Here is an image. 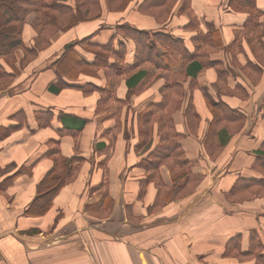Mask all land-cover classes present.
<instances>
[{
  "label": "crops",
  "instance_id": "obj_1",
  "mask_svg": "<svg viewBox=\"0 0 264 264\" xmlns=\"http://www.w3.org/2000/svg\"><path fill=\"white\" fill-rule=\"evenodd\" d=\"M144 1L130 0L123 9L110 10L101 0L99 17L56 32L26 66L3 62L12 79L0 91V264L256 263L247 250L253 229L264 244V197L234 201L226 193L238 175L263 176L250 165L264 142V68L254 82L233 64L227 45L240 41L244 54L254 60L248 42L260 34L264 40V0H255L262 15L247 26V13L230 11L226 0H188L189 11H181L184 0H177L161 23L139 9ZM27 19L24 39L31 40L36 32L32 15ZM124 24L146 30L150 39L155 31L177 38L189 55L197 52L196 34L213 24L223 47L207 60L230 66L235 76L228 85L237 90L239 84L242 94L219 93L213 66L196 71L191 66L196 59H185L180 50H166L158 41L156 51L146 48L137 62L135 39L117 30ZM85 38L91 44L111 43L107 66L53 64L70 47L75 56L92 60V47L80 45ZM244 54L235 50L240 64L246 61ZM22 55L16 50L17 60ZM154 58L171 61L170 66L156 65ZM180 72L185 74L184 97L172 117L183 135L179 142L192 180L189 191L180 188L159 205L162 194L145 171L158 136L154 133L135 151L137 114L160 102L169 75ZM58 77L71 85L48 90ZM193 81L191 101L200 119L191 131L184 108ZM219 99L242 110L245 124L236 133L221 129L223 149L211 159L204 142L213 117L210 105ZM60 113L69 115L64 119L86 120L76 136L63 128ZM54 141L62 155L80 158L74 162L79 168L42 213L45 204L30 205L52 166L47 151ZM159 174L171 186L166 165L159 167Z\"/></svg>",
  "mask_w": 264,
  "mask_h": 264
},
{
  "label": "trees",
  "instance_id": "obj_2",
  "mask_svg": "<svg viewBox=\"0 0 264 264\" xmlns=\"http://www.w3.org/2000/svg\"><path fill=\"white\" fill-rule=\"evenodd\" d=\"M106 6L110 10H121L130 0H104ZM177 0H145L140 6L143 11H146L154 16L159 23L166 21L169 13ZM0 0V91L3 90L12 79V75L2 67L3 62L9 66H26L37 55L38 51L47 47L50 43V38L56 32L66 31L79 21H85L97 18L101 15V0ZM225 6L230 11L247 13V19L244 26L255 24L258 18L262 15L257 8L255 0H226ZM181 11H189L188 0H184ZM32 15V27L36 34L31 40L24 39V25L27 22V16ZM161 21V22H160ZM206 32L196 34L197 52L189 55L182 50L179 45L180 40L177 38L168 37L158 31L152 33V39L146 30L137 29L124 24L122 27H117L119 32L130 34L136 43V58L137 62L141 61L142 53L147 48L148 51L154 52L155 42H160L166 50L177 49L182 52L185 59H196L191 63V66H196L198 71L201 66H213L217 73V84L219 93L231 94L236 92L242 94L241 86L236 84L235 89H231L228 85V80L231 75L235 76L234 70L230 66H223L219 61H208L209 54L223 47L222 40L217 28L213 24H207ZM264 35V34H263ZM83 45L92 47V60L75 56L73 47L65 49L60 54L58 60L53 64L63 62L64 66H107L110 53V42L106 45L90 43L89 38L80 41ZM227 45V49L231 53L233 64L239 66L241 71L246 74L251 80L257 82L262 75L264 68V40L262 34L256 40H249L248 45L254 60L248 58V53L244 54V48L240 45V41L235 44ZM240 50L246 56L244 64H240L235 58V50ZM16 50H21L23 55L20 59H16ZM171 62V61H170ZM170 62L165 64L160 58H154V64L170 66ZM114 66V63L110 64ZM188 72V71H187ZM194 73V71H193ZM185 77L183 72L173 73L169 75V79L163 89V95L160 102L150 104L143 111L137 114V129L139 141L135 145V151L142 149L144 145L153 137L154 133L158 136V142L147 155L145 171H147L148 179H155L158 192L162 194L158 204H162L168 200L172 192L180 188L190 185L192 173L189 165V160L185 155L184 149L180 144V139L183 135L175 128L172 114L181 106L184 97V87L181 83ZM196 82H191L189 86V94L184 108L187 126L191 131H194L199 122L200 116L195 111L192 101V89ZM71 85L58 77L51 82L48 90L58 92L64 87ZM82 87V86H79ZM212 119L208 124L207 138L204 146L207 154L211 159H215L223 149V138L220 136L221 129L228 132L236 133L241 130L245 124V113L227 104L222 100L210 105ZM68 114L60 113L58 116L59 122L63 128L69 130L71 135L76 136L86 120L83 118L68 117ZM118 129V123H116ZM156 130L154 131V129ZM127 134L125 133V136ZM57 141H54V146L49 148L47 154L52 160V166L41 179L38 186V197L34 199L30 208L38 205L44 208L42 213L50 206V199L73 177L76 175L79 164H74L75 160L80 158L76 156H64L56 147ZM166 165L169 170L172 184H165L159 174V167ZM252 170L258 171L263 176L259 179H251L243 175H238L228 190L227 197L235 200V196L244 199H252L264 197V142L258 147L256 156L250 165ZM196 182V181H195ZM192 187V186H191ZM108 206H105L107 209ZM248 255L255 256V264H264V244L259 233L256 230L250 231V244Z\"/></svg>",
  "mask_w": 264,
  "mask_h": 264
},
{
  "label": "rangeland",
  "instance_id": "obj_3",
  "mask_svg": "<svg viewBox=\"0 0 264 264\" xmlns=\"http://www.w3.org/2000/svg\"><path fill=\"white\" fill-rule=\"evenodd\" d=\"M71 1V4L72 3H74L73 2V0H70ZM263 29H264V25L262 24L261 25V31H263ZM187 191H189V188L188 189H186ZM233 198H235V200L234 201H242V200H247V199H244V198H242V197H239V196H235V197H233ZM255 198V197H254ZM253 199V198H252Z\"/></svg>",
  "mask_w": 264,
  "mask_h": 264
}]
</instances>
